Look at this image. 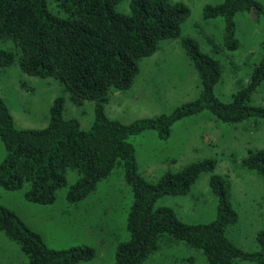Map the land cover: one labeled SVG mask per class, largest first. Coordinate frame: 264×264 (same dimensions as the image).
I'll return each instance as SVG.
<instances>
[{"label":"trees","instance_id":"trees-1","mask_svg":"<svg viewBox=\"0 0 264 264\" xmlns=\"http://www.w3.org/2000/svg\"><path fill=\"white\" fill-rule=\"evenodd\" d=\"M120 1L51 0L50 10L47 0H0V41L14 46L0 50V69L16 63L28 76L56 80L72 103H94L88 128L81 127L76 118L63 117L62 96L52 102L45 127L17 128L0 98V140L6 152L0 162V187L10 191L26 187L27 201L47 205L55 202L59 189L68 186L65 199L77 204L121 166L133 195L126 217L127 237L115 244L112 261L101 264H139L169 238L200 249L207 264H234L237 260L264 264V229L255 236L259 249L254 251H244L226 237L227 228L238 221V212L229 182L214 172V158L189 162L150 182L138 171L135 146L129 140L146 130L166 140L174 122L202 112L225 124L264 120V107L250 104L264 81V54L245 85H239L229 102H222L213 92L222 78V64L203 52L196 40L181 35V26L190 15L186 5L170 0H129L128 13H122L115 10ZM201 12L205 20L223 19L222 47L234 52L240 46L236 16L251 13L258 18L264 9L255 0H222L204 5ZM176 39L198 74V96L169 114L130 122L109 118L104 108L111 94L132 85L140 61L152 56L162 41ZM210 43L216 54V44ZM240 164L264 178V149H248ZM69 171L77 177L68 185ZM203 172L209 174V189L216 198L213 220L186 223L173 208L156 205L164 195L188 194ZM0 231L18 245L27 264H73L94 255L93 246L85 244L47 247L39 233L2 205Z\"/></svg>","mask_w":264,"mask_h":264},{"label":"rangeland","instance_id":"rangeland-1","mask_svg":"<svg viewBox=\"0 0 264 264\" xmlns=\"http://www.w3.org/2000/svg\"><path fill=\"white\" fill-rule=\"evenodd\" d=\"M187 6L189 17L181 26V35L197 41L200 49L214 55L222 64L221 81L214 86V95L229 102L232 95L245 85L249 74L264 54V13L236 16L240 46L234 52L222 47L224 22L221 18L203 19L204 5H216L222 0H170ZM263 6L264 0H255ZM51 10L52 2L47 0ZM129 0H121L115 10L128 13ZM54 10V9H53ZM54 12V11H52ZM210 42L216 44L218 51ZM14 49L11 42H1L0 50ZM239 82V84H237ZM200 92L199 77L181 48L179 40H166L159 49L139 63V72L132 85L114 91L105 104L111 119L130 122L169 114L178 106L194 100ZM58 96L64 97L63 117L77 119L88 128L94 118L93 101L76 105L68 93L52 78L40 79L20 71L17 64L0 69V98L8 107L17 128H42L49 122V108ZM250 104L264 107V81L252 94ZM135 146L138 171L155 182L168 170L177 171L185 164L204 159L216 160L215 171L231 186V199L238 212V221L227 228L226 237L244 251L258 250L255 236L264 229V178L241 166L248 149H264V120L235 124L215 121L208 112L174 122L166 140L153 130L131 135ZM0 140V162L5 156ZM77 175L68 172V185ZM209 174L203 172L185 195H164L158 206H169L186 223H206L215 218L216 198L208 185ZM68 186L58 190L54 203L42 205L27 201L24 190L0 187V205L13 211L39 233L43 243L61 249L78 245L93 246L94 255L88 261L73 264L111 262L115 244L127 237L126 217L133 195L121 166L101 179L96 188L77 204L65 199ZM0 264H27L18 245L0 231ZM139 264H207L200 249L182 241L165 239L156 250ZM234 264H257L237 260Z\"/></svg>","mask_w":264,"mask_h":264}]
</instances>
